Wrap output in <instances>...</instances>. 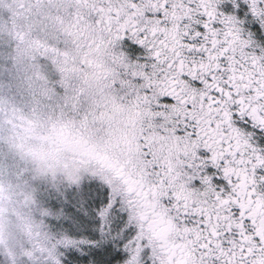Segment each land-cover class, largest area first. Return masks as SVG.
Masks as SVG:
<instances>
[{"label":"snow or ice","instance_id":"snow-or-ice-1","mask_svg":"<svg viewBox=\"0 0 264 264\" xmlns=\"http://www.w3.org/2000/svg\"><path fill=\"white\" fill-rule=\"evenodd\" d=\"M0 264H264V0H0Z\"/></svg>","mask_w":264,"mask_h":264}]
</instances>
